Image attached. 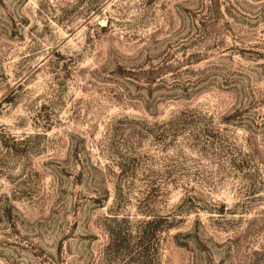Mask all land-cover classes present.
Masks as SVG:
<instances>
[{"label":"rangeland","instance_id":"obj_1","mask_svg":"<svg viewBox=\"0 0 264 264\" xmlns=\"http://www.w3.org/2000/svg\"><path fill=\"white\" fill-rule=\"evenodd\" d=\"M0 264H264V0H0Z\"/></svg>","mask_w":264,"mask_h":264},{"label":"trees","instance_id":"obj_2","mask_svg":"<svg viewBox=\"0 0 264 264\" xmlns=\"http://www.w3.org/2000/svg\"><path fill=\"white\" fill-rule=\"evenodd\" d=\"M102 26H104V25L102 24ZM139 221L141 222V224H143L142 226H145L143 229L142 228L140 229L144 233H145L146 227H149L150 225L152 226V224H154L156 222L155 219H152L150 217L143 218V219H138L137 222H139ZM140 238H144V235L143 234L140 235Z\"/></svg>","mask_w":264,"mask_h":264}]
</instances>
